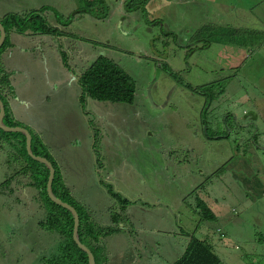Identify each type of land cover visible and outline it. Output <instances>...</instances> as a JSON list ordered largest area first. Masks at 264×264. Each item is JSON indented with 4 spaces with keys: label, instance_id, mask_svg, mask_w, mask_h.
Listing matches in <instances>:
<instances>
[{
    "label": "rangeland",
    "instance_id": "rangeland-1",
    "mask_svg": "<svg viewBox=\"0 0 264 264\" xmlns=\"http://www.w3.org/2000/svg\"><path fill=\"white\" fill-rule=\"evenodd\" d=\"M139 1L146 9L152 3ZM197 1L178 0L175 7L171 6L167 14L161 15L160 22L156 19L159 23L153 26L143 23L142 27L135 26L133 29L116 27L110 11L115 0H106L105 4L102 0H76L73 9L59 11L56 17L62 27L56 28L55 35L46 34L48 39L44 51L53 69L51 82H46V87L54 85L58 88L60 98L50 95L47 103L51 105L44 107L42 118H50L46 127L56 126V121L63 128L65 125L66 135L60 140L57 136L55 149L39 140V152L50 153L65 179L66 187L76 201L93 211L96 222H99V216L101 219L107 217L108 206L114 204L106 186L112 184L116 192L136 202L137 206L130 208L133 221L124 222V227L122 220L118 221L120 229L117 231L120 232L113 235L123 234L125 237H119L118 242L113 238L110 240L118 243L120 254L133 249L136 243L140 250L134 257L137 262L140 260V264H172L184 253L193 234L201 239L207 233L222 264H264V121L257 122L259 132H255V128L251 134L247 129L230 130V133L237 134L236 137L250 139L255 147L258 146L256 152L248 146L249 152L246 153V145H241L245 157H253L248 164L245 160L229 163L234 155L233 144L229 146L226 140H209L203 134L206 128L212 131L211 125L213 129L218 128L217 133L227 131L224 119L228 110H235V120L239 125H248L253 119L251 112L256 111L251 102L264 100L258 98L253 88L257 81L259 89L264 91V0L258 1L259 5L248 0L236 1L240 11L233 6V12L244 16V20L241 17L230 18L234 13H228L231 23L227 21L229 25L223 24L231 32L235 30L233 34L236 31L244 34L247 30L244 27L253 26L259 35V43L254 47L249 66L239 71H236V65L241 62L240 54L236 60L225 57L224 48L216 44V38L201 39L205 37V32L216 29L211 27L214 8H199L195 16L201 20L203 29L202 33L198 36L196 33L192 38L194 32L201 28H197V22L194 26L186 21L194 15L189 9ZM33 2L29 0L28 4L32 5L29 10L35 9ZM28 4L19 7L22 9ZM10 6L13 2H2L0 10L6 9V13L18 10ZM38 6L42 8L43 4ZM81 8L88 12L83 16L72 14ZM44 12L22 14L33 13L28 25L42 21L48 28H53ZM6 16L0 17V21ZM150 19L145 15V21ZM236 21L241 28L230 26ZM132 31H135V36L126 35ZM60 37L71 52H65L63 41L56 42ZM210 39L211 42L208 41ZM244 41L234 35L233 39L225 38L223 43L229 45ZM211 45L212 49L207 50ZM100 57L109 58L132 78L136 85V97L130 105H97L98 112L105 115L106 121L98 124L97 128L99 130L101 125L108 133L103 132V137L97 133L99 143L92 147L91 153V146L86 143L85 152L81 155L80 147L68 141V129L74 127V120L78 124L82 120L71 116V112L69 117L65 113L61 115L57 100L65 101L66 96L73 100L75 91L82 96L81 78H75ZM73 71L74 75L71 74ZM228 78L226 86L230 87L227 93L210 105L206 85ZM217 85L215 83V87ZM234 89L239 92L238 95L232 94ZM235 98L239 103L237 106L233 102ZM80 99L81 109L96 104V101L88 100L83 106ZM54 101H57L55 105ZM214 120L221 125L214 124ZM91 121L94 122V119L91 118ZM11 134H0V146L7 143L4 149L8 150L5 156H0V195L7 200V205L0 204V264H41L38 256L44 254L45 247L49 251L56 248L57 237L45 234L38 227L39 217L43 214L42 211L40 213L43 207L37 200L39 191L36 187H26L29 186L27 183L33 182L30 180L33 163L29 161L27 164L22 155L18 156V143L14 149L11 142L22 137L18 136L19 132ZM77 134L86 138L84 131ZM44 156L35 154L30 157L42 164L39 157ZM102 167H106V172H100ZM37 168L44 172L42 166L36 165ZM12 189L24 191L13 194ZM11 199L14 202L10 206ZM199 199L221 218L219 224L194 216L196 209L202 213ZM125 215L129 217L128 209ZM12 217L14 220H10ZM132 226H136L137 236ZM219 228L223 230L220 235L217 232ZM181 233L185 236L180 237ZM151 247L155 252L153 256L146 252ZM108 256L107 263L110 264L119 255L113 256L108 250ZM123 259L122 255L119 264H127L123 263Z\"/></svg>",
    "mask_w": 264,
    "mask_h": 264
},
{
    "label": "trees",
    "instance_id": "trees-1",
    "mask_svg": "<svg viewBox=\"0 0 264 264\" xmlns=\"http://www.w3.org/2000/svg\"><path fill=\"white\" fill-rule=\"evenodd\" d=\"M125 5L128 6L130 13L133 12L141 13L144 16V18L145 15H147L144 3L140 2L139 0H127ZM31 15L9 14L4 18V20L1 21V23L5 27L7 38L5 44L0 48V55L4 52V50L8 46L11 45L9 40V35L12 30H16L21 34L28 33L30 31L34 34H55V31L58 30L56 28H48L47 25L42 24L43 22L41 20H38L41 22H38L37 24L31 23V25H28L27 23ZM23 17L26 19H23ZM215 28H216L215 31H210L209 33L205 32V34L207 35L203 34L205 37H201V39L204 40L206 38H216L217 41L216 44L221 45L222 48H224L225 57L229 56V58L236 60L238 54H240L241 62L240 64L236 65V67H238L236 71L248 67L250 64L249 59L253 57L254 47H256V45H258L259 43V35L256 34L257 32L255 31L253 26L247 27V30L244 34H240V31H236V33L233 34L235 30L231 32L230 29H227L226 27H215ZM202 29L203 27L201 28V30H196L192 38L195 36L196 33L197 36L200 33H202ZM234 35L236 37H239L240 41H244V40L247 41L238 42V44L237 42H234L229 45L223 43V40L225 38L233 39ZM211 40L212 39L208 41L211 42ZM212 45L208 47L207 50L210 51L212 49ZM247 48H250L251 50L247 51L246 50ZM238 51L240 53H238ZM80 78L84 91L80 99L83 106L88 99H92L104 103H128L129 105L132 104L133 101L135 100L136 97V85L134 84L135 82L132 80V78L129 75H127L121 69V67L116 65L109 58L106 57L98 58L84 72V74H82ZM229 80L230 78L220 82L217 81L212 84L206 85L207 87H205V89L208 91L206 96L208 97V101L210 105L213 102L217 101L219 98H221L225 93H227L228 86L230 87V85L226 86V84L228 83ZM215 83H218L216 87H215ZM254 83L255 84L253 88L255 90L256 95L258 96V98L261 97L264 99V91L259 89L260 87L259 82L256 81ZM8 88H10V80L9 77L3 72L0 64V98L3 100V102L5 99L2 95V91L3 90L6 91V89ZM236 93L237 90L234 89V91H232V94H236ZM238 93L236 95H238ZM230 98L231 96L227 98V100H229ZM236 98L233 99L234 100L233 102H236L234 103L235 106L239 105V103L236 101ZM257 102H258L257 105H255V101L251 102L252 108H255L256 111L251 112V114L253 115V119L250 121L251 123H249L248 125L246 126L239 125L238 122L235 120V115H234L235 110H233V112L232 110H228L227 115L225 116L224 119V126L227 128V129L225 128L227 131L221 130L222 133H217L218 128L216 127V125H215L216 127L215 129H213L211 125V129H212L211 132H210V128H206V130L203 131V134H206L209 140H213V141L217 140L219 142L226 140L225 142L229 141V146L233 144L234 155L232 158L228 160L229 163L238 162L239 160L241 161L245 160L246 163L248 164L250 157H252L251 155L248 158L245 157V152L246 153L249 152L248 146L252 147V151L255 152L256 149L258 148V146L256 147L254 146L255 143L250 139L246 140L245 138L243 139L238 138L236 137L237 134L230 133L231 129H237L238 131H240L241 129H247L249 132L248 134H251L253 132V128L256 129L255 132L259 131V125L257 124V122L258 120H260V117H258L259 114L258 112L260 111L261 108L264 107V100H258ZM4 123L9 127H22L21 123L15 121L12 118V115L9 112L8 108H6ZM213 123L214 124L218 123V125H221L217 120H214ZM1 133L4 136L12 135L11 133H6L0 129V134ZM95 133H96L95 134V145H96V143H99L98 135L100 134V132L96 129ZM18 136H21L22 139L19 140L16 139L17 141H12L11 145H13L14 146L13 148L15 149V145H17L18 143V150L20 148V152L18 151L19 153L18 156L22 155L21 158L25 163L29 161L33 163L32 167L31 166H30L31 168L29 167L30 169H32L31 174H33L30 180H33V182H29V184L27 183L26 185L29 186L26 187H36L37 191H39V195L37 199L38 203L41 204L43 207V209L40 208V213L42 211L43 214L42 216L39 217L40 221L38 222V227L42 229L45 232V234L57 237L56 248L54 247L52 248V250L49 251L47 250L48 247H45L44 254L39 255L37 259H40L41 264H89L88 255L78 246V244L75 242L73 238L74 217L72 213L69 210L52 202V200L48 196L47 183L50 174L49 169L44 164L36 163L35 160L28 155L26 149V137L22 133H19ZM32 137H33L32 139L33 153L39 156H44L42 154H45L46 157L44 156V158H47L55 168V177L52 183L53 193L63 202L73 206L78 212L80 218V225H79L80 241L91 250V252L95 257L96 264H108L107 263L108 262L107 260L109 259L108 250L110 247L107 245V241L113 238L116 242H118L119 237L121 236L125 237L123 234H120L121 236L118 235L117 237H114L113 235L120 232L117 231L120 229V225L119 223H117L118 221L122 220L123 227H124V222L133 221L130 208H133V206L136 207L137 206L136 202L135 203L131 202L130 199L116 192L112 184L106 186V190L109 193L108 195L112 198L114 204L108 206V210L106 212L107 217L101 219V216H99L100 218L99 222L103 221V224H99V222H96V220L92 216L93 211L90 210L88 206H85L79 203L78 201H76L71 191L66 187L65 179L63 178V175L57 163L51 159L50 153L46 151V152H42L41 154L39 152V148H40L39 140H41L40 137L34 133H32ZM243 143L246 145L245 152H242L240 149ZM238 163H240V161ZM35 164L38 166H42L44 172H41L40 169L38 170V168L36 169ZM220 172L224 173L223 170H220ZM24 178H27V176H24ZM246 196H250V195L246 194ZM202 201L203 200L201 199L198 200V206H200L199 208L202 209V213H200L195 208L197 213L194 216H196L197 218H201L202 221H208L214 223L217 222L219 224L221 218L216 216L210 209H208L206 203ZM13 202L14 199H11L10 206L12 205ZM5 205H7V200ZM127 209H128L129 217L125 215ZM109 213L110 216H108ZM13 217L10 218V220H14ZM132 227L133 229L136 230V226H132ZM217 232L220 235L223 233V230L219 228ZM138 234L139 233L136 230V236ZM194 235L195 234H193L190 240L188 241V245H186V250L184 251L183 254H181V257L179 256V258L176 259L172 264H222V262H220V260L218 259V256L215 253L214 249L212 248L213 241L210 238L211 236L207 233L205 234V236L199 239ZM182 236L185 235L181 233L180 237ZM40 237L43 238V236ZM186 237H188V235ZM149 242L152 243L151 241ZM103 250L104 252H102ZM138 250H140L139 247H137V244L134 243L133 249H129L126 252L124 251L125 252L124 254L123 253L120 254V251L116 246L115 248L111 249L110 252L113 253V256H118V255L119 256L115 258L114 262L110 264H116V263L119 264L122 255L126 256L123 259V263L133 264L135 262L134 256ZM146 252L151 256L155 254L154 248L152 247L149 248V251Z\"/></svg>",
    "mask_w": 264,
    "mask_h": 264
},
{
    "label": "crops",
    "instance_id": "crops-1",
    "mask_svg": "<svg viewBox=\"0 0 264 264\" xmlns=\"http://www.w3.org/2000/svg\"><path fill=\"white\" fill-rule=\"evenodd\" d=\"M91 1L93 0H85V2H91ZM105 1L106 0H102V3L105 4ZM115 1L116 2L110 11L112 12L111 18L115 21L116 27H120L121 29H123L124 27H129V29L131 28L133 29L135 28V26L142 27L143 23L146 24L150 23L151 26L159 23L162 20L161 15L167 14L171 6L175 7L176 2L178 0H150L149 2L152 3L148 5L146 9L147 15L151 18L148 21L144 20V16L141 13L138 12L130 13L129 9L125 5L127 0H115ZM236 1L237 3H239V2H244L246 0H198L196 2L197 4L189 9L190 13H194V15L190 16L186 22L188 25L190 24L194 26H195L194 22H197V26L200 27L202 25V22L201 20H199L198 17L195 16V14L198 12L200 7L204 8V6H207L209 9L214 8V14L211 18V25H212L211 27L213 28L225 27L223 26V24H227V21L230 22V18L241 17L242 18L241 20H244V16H238L236 14L237 12L236 13L233 12V6H237ZM248 1L256 3L255 5L260 4V2H258L260 0H248ZM2 2H13V6L10 7H13L14 9H18V10H11L8 13H6V9L0 10V12L5 13V14H1L0 17L4 15H9L10 13H13L11 15H24L22 13L45 11L44 13L45 15H47L48 20L53 24V28L62 27V25H60V23H58L57 21L56 14H59L60 13L59 11H69L73 9L76 5V0H34L33 7L35 9L29 10L32 7V5L28 4L29 0H0V3ZM26 4H28L26 7L20 9L19 6ZM40 4H43L42 8H39L38 5ZM237 10L240 11L239 8ZM85 12H88V10L81 8L72 14L78 13V15L83 16ZM228 13H234L236 14V16L232 14L233 16L228 19ZM31 14L33 13L27 15H31ZM156 19H159V22H157ZM118 21H120L121 23L117 24ZM230 26L241 28L238 21H236L234 24H231ZM248 27H252V26H248ZM49 35H55V34H49ZM126 35L135 36V31L126 33ZM46 37H47L46 34H34L31 31L23 34L17 32L16 30L11 31L10 41L12 44L1 55L2 68H4L8 72V75H10L9 78L11 79L10 88L6 89V91L3 90L2 95L5 99L4 100L5 111L6 108H8L9 112L12 115V118L15 121L21 123L22 128L29 130L31 135L32 133L38 135L40 139L46 144L47 147L51 149H55L57 136H58V140L65 139L66 126L64 125L63 128L61 124L58 121H56L57 122L56 126L46 127L48 120L50 118H45V117L42 118V115L44 113L43 112L44 107H48L49 105H51L50 103H47L50 95L57 96L60 98L59 95L60 91L58 88H54V85H48V87H46V82H51V73L53 70L49 58L46 52L44 51L45 50L44 44L48 39ZM60 41H63V37H60V39L58 40L56 39V42H60ZM63 44L64 47L66 48L65 52L67 53L71 52L67 50L69 48H67V43L65 41H63ZM71 74L74 75L75 71H73V73ZM77 78L78 77L76 76L75 79ZM66 97H67V99L65 98L66 99L65 101H67L66 103H63L65 102L64 99L57 100L60 102L61 115L64 116L66 114L67 117H69L71 112V116L82 120L81 124H78V122L74 120V127L68 129L70 130L68 141H70V143L73 145L76 143L80 147L79 153L81 155L82 153L84 154L85 144L87 143L88 146L89 145L91 146L90 147V153H91L92 147L93 148L95 147V134H96L95 130L98 129L97 125L106 123V121L104 120L105 115H103V113H99L97 110V105H100L101 103L104 102L96 101V104L91 106L90 108L81 109L79 104V99L81 95L79 96V94L75 91L73 100H69L68 96ZM57 101H54L53 105H55ZM90 101H95V100L90 99ZM257 104L258 102L255 101V105ZM258 113H259L258 117H260V120L264 121L263 118L264 108H261ZM105 114L107 115L106 112ZM91 118L94 119V122L91 121ZM100 127H101L99 129L100 137H103V132L104 133H108V132L101 125ZM82 131L86 133V138H84L81 134H77V132H82ZM6 144L7 143H4L0 146V156H5L7 154L8 150L4 149V146ZM57 162L59 163L58 160ZM102 169L103 170L102 171L100 170V172L102 173L103 171L106 172L105 171L106 167H102ZM103 176L101 175V179H103ZM5 179L6 177H4V180ZM23 191L24 190L18 189V190H14L13 193L17 192L19 194H22ZM5 203L6 200H4L3 196L0 195V204L3 205ZM108 243L114 246H117L118 244L116 242L111 241L110 239L108 240ZM109 247L113 249L111 245ZM110 248L109 250L111 251ZM123 257L125 258L126 256L123 255ZM133 264H140V260L138 262L135 260Z\"/></svg>",
    "mask_w": 264,
    "mask_h": 264
},
{
    "label": "water",
    "instance_id": "water-1",
    "mask_svg": "<svg viewBox=\"0 0 264 264\" xmlns=\"http://www.w3.org/2000/svg\"><path fill=\"white\" fill-rule=\"evenodd\" d=\"M0 48L4 45L5 40H6V31L5 28L3 26V24L0 21ZM5 104L2 101V99L0 98V129L2 131H6V132H19V133H23L26 137V149L27 152H29V156H33L35 155L32 151V135L29 132V130L22 128V127H9L4 123V117H5ZM39 159L41 160V163L46 165L47 168L49 169V179H48V183H47V192H48V196L49 198L52 200V202L56 203L57 205L69 210L73 217H74V231H73V238L75 240V242L78 244V246L86 252V254L89 257V264H96V260L95 257L93 255V253L91 252V250L84 245L79 238V225H80V218L78 215L77 210L69 205L68 203L63 202L61 199H59L54 193H53V189H52V183L55 177V168L53 166V164L47 160L46 158L43 157H39Z\"/></svg>",
    "mask_w": 264,
    "mask_h": 264
},
{
    "label": "flooded vegetation",
    "instance_id": "flooded-vegetation-1",
    "mask_svg": "<svg viewBox=\"0 0 264 264\" xmlns=\"http://www.w3.org/2000/svg\"><path fill=\"white\" fill-rule=\"evenodd\" d=\"M5 28V27H4ZM6 31V30H5ZM0 37H1V35H0ZM6 38H7V33H6ZM9 40H10V35H9ZM5 42H6V40H5ZM10 43H11V41H10ZM5 44V43H4ZM11 46V45H10ZM9 46V47H10ZM8 48H6L4 51H6ZM2 70H3V72L10 78V75H8V72L4 69V68H2ZM82 74H84V72L82 73ZM78 76V79H80V77L82 76V75H77ZM9 80H11V79H9ZM88 100H90V99H88ZM92 100V99H91ZM95 132H96V130H95ZM14 194V193H13Z\"/></svg>",
    "mask_w": 264,
    "mask_h": 264
},
{
    "label": "clouds",
    "instance_id": "clouds-1",
    "mask_svg": "<svg viewBox=\"0 0 264 264\" xmlns=\"http://www.w3.org/2000/svg\"><path fill=\"white\" fill-rule=\"evenodd\" d=\"M203 27V24L200 26V27H198V28H202ZM98 130V129H97ZM99 132H100V130H98Z\"/></svg>",
    "mask_w": 264,
    "mask_h": 264
}]
</instances>
